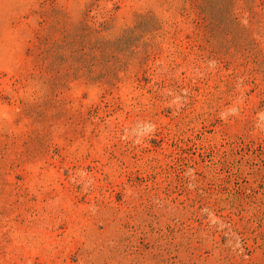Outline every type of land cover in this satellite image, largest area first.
<instances>
[{"label": "rangeland", "instance_id": "obj_1", "mask_svg": "<svg viewBox=\"0 0 264 264\" xmlns=\"http://www.w3.org/2000/svg\"><path fill=\"white\" fill-rule=\"evenodd\" d=\"M0 264H264V0H0Z\"/></svg>", "mask_w": 264, "mask_h": 264}]
</instances>
